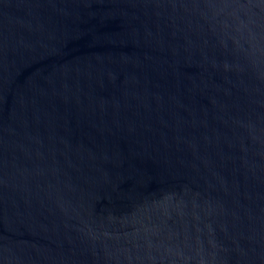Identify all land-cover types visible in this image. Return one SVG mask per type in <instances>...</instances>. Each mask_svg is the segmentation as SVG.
<instances>
[{
	"label": "water",
	"instance_id": "95a60500",
	"mask_svg": "<svg viewBox=\"0 0 264 264\" xmlns=\"http://www.w3.org/2000/svg\"><path fill=\"white\" fill-rule=\"evenodd\" d=\"M0 264H264V0H0Z\"/></svg>",
	"mask_w": 264,
	"mask_h": 264
}]
</instances>
